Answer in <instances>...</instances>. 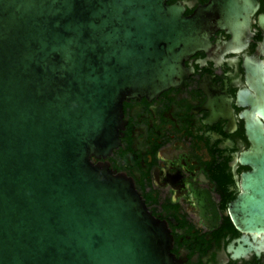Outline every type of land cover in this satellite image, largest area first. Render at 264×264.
<instances>
[{
	"label": "water",
	"instance_id": "95a60500",
	"mask_svg": "<svg viewBox=\"0 0 264 264\" xmlns=\"http://www.w3.org/2000/svg\"><path fill=\"white\" fill-rule=\"evenodd\" d=\"M170 1L0 0V264H181L134 180L104 161L124 103L181 87L218 31L226 53L246 50L261 4L209 0L186 16ZM258 27L264 55V14ZM247 64L255 78L262 64ZM244 118L252 171L230 218L251 246L264 241V124Z\"/></svg>",
	"mask_w": 264,
	"mask_h": 264
},
{
	"label": "flooded vegetation",
	"instance_id": "af4514ba",
	"mask_svg": "<svg viewBox=\"0 0 264 264\" xmlns=\"http://www.w3.org/2000/svg\"><path fill=\"white\" fill-rule=\"evenodd\" d=\"M258 1L246 50L226 53L231 37L218 31L209 50L186 61L190 74L181 87L124 103L121 146L104 161L134 180L149 210L167 225L181 264H264V241L249 235L252 245H245L230 218L241 178L252 171L241 163L251 148L244 117L264 124V113L252 112V104L264 107V55L258 50L264 0ZM208 2L169 4H182L191 16ZM247 61L262 64L255 78Z\"/></svg>",
	"mask_w": 264,
	"mask_h": 264
}]
</instances>
